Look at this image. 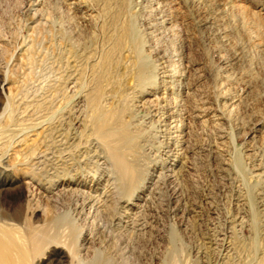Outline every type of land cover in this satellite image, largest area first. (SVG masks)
<instances>
[{
  "label": "rangeland",
  "instance_id": "obj_1",
  "mask_svg": "<svg viewBox=\"0 0 264 264\" xmlns=\"http://www.w3.org/2000/svg\"><path fill=\"white\" fill-rule=\"evenodd\" d=\"M3 175L0 239L57 231L45 264L70 220L87 258L264 264V0H0Z\"/></svg>",
  "mask_w": 264,
  "mask_h": 264
},
{
  "label": "bare ground",
  "instance_id": "obj_2",
  "mask_svg": "<svg viewBox=\"0 0 264 264\" xmlns=\"http://www.w3.org/2000/svg\"><path fill=\"white\" fill-rule=\"evenodd\" d=\"M96 126H97V132L99 136L97 134L96 135L101 138V141L103 142V144L106 145V147L108 148L110 152V156L114 160L115 166L118 167L119 169L118 179L119 181H121V183H123V186H125L126 180L129 177L130 173H129V170H127L128 168L124 166L125 163L120 159L119 154L125 146L129 145L130 147H133L134 140L130 139V137L125 139L122 136V139H119L116 137L118 140L111 142L110 144V140H109L111 138L109 137L110 130L104 129L105 126H104V122L102 121V119L100 118L97 119ZM114 131L111 130V135H112V132L114 133ZM122 131L124 130L121 129V133ZM53 134H54V131H52V133L51 131H49L47 136H49L50 139H52ZM13 183H14L13 180H11V178H9L8 175L1 176L0 177V193L11 189V187L13 186ZM71 195L79 196L80 193H78L77 191H72ZM64 225L67 231V236H69V238L71 239L70 240L71 242L68 243L71 246L70 245L69 246L66 245V246L69 247V250H71L72 253L70 255L68 251L65 252L63 250L64 248L59 247V246L53 248L52 257H51V262L53 264H130V260H133L130 255H127L126 251H122V252H118L119 254L117 255L120 261L116 262V260L114 259L115 258L114 255L109 250L108 251L107 250H103V251L95 250L92 253V257L87 258V255H84L85 253H82L80 250V249L83 250V248L79 247L76 244L79 236L81 235L80 229L77 228L75 222H72L71 220L66 221ZM6 232H8V230H4L3 228L0 227L1 236L2 234L6 235L7 234ZM59 238H60V233L56 231L52 234H48L43 227L32 229L29 232V235L25 237V243L23 242V244L20 246L18 244L13 243V241H11L9 236H6L4 239L5 241H2L0 239V264H45L42 262L41 260L42 258H40V255L44 254L43 249L47 247L48 244H51V243H54V244L63 243L59 241ZM14 253L17 255V258H18L16 260H15ZM167 262L169 261L167 260ZM165 263L166 262L164 259L161 262V264H165ZM170 264H178V263H175V260H174Z\"/></svg>",
  "mask_w": 264,
  "mask_h": 264
}]
</instances>
